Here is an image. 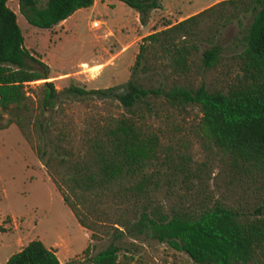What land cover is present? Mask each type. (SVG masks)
<instances>
[{
  "label": "trees",
  "instance_id": "16d2710c",
  "mask_svg": "<svg viewBox=\"0 0 264 264\" xmlns=\"http://www.w3.org/2000/svg\"><path fill=\"white\" fill-rule=\"evenodd\" d=\"M16 1L25 22L39 29H51L93 3ZM118 1L137 13L141 25L151 10L162 8L160 0ZM6 2L0 0V129L17 128L89 240L110 236L91 263L116 264L114 241L143 232L196 264H264V214L199 197L215 158L205 155L196 163L167 134V108L196 107L198 135L220 152L226 183L264 194V0H218L141 37L121 84L59 90L47 81V64L24 47ZM244 17L250 20L242 48L226 58L220 31L233 22L241 26ZM231 68L234 76L224 86L204 81L206 72L226 76ZM68 100H100L120 111L93 114L75 129L72 120L58 118L59 105ZM2 264L63 263L32 239Z\"/></svg>",
  "mask_w": 264,
  "mask_h": 264
},
{
  "label": "rangeland",
  "instance_id": "374dc122",
  "mask_svg": "<svg viewBox=\"0 0 264 264\" xmlns=\"http://www.w3.org/2000/svg\"><path fill=\"white\" fill-rule=\"evenodd\" d=\"M216 1L218 0H160L165 9L154 11L152 29H157L164 23L177 22ZM12 2L8 6L12 7L16 0ZM118 3L112 10L97 4L92 12L84 10L74 14L65 28L55 27L51 30L26 27L25 20L16 10L24 44L33 50L36 58L47 64V81H51L54 88L59 90L69 84L85 89L106 88L127 80L134 59V47L138 46L140 40L136 39L137 33L129 25L132 23L131 12L134 13V10ZM93 20L99 21V28L90 27ZM249 20V17H244L241 26L233 22L221 29L217 40L222 55L226 58L241 50L243 30ZM121 23L127 29L119 27ZM132 34L133 37L129 39ZM114 43L116 46L112 48ZM223 66H220L222 70ZM219 73L223 71L204 73V81L215 87L224 86L230 82L235 70L231 68L226 76ZM215 77L218 78L216 84ZM150 79L151 83L155 82L154 76ZM197 81L194 80V83ZM40 82L29 84L32 87ZM59 107L63 112L58 118L62 121L72 120L75 129L81 128L93 114L105 115L109 111H120L114 105L107 106L100 100H68ZM159 116H164V113L159 112ZM198 119L199 114L194 106L188 105L183 111L167 108V134L172 133L175 141L186 147V153L194 162L205 160V155L215 158L206 170L203 192L199 191V197L232 207L240 206L249 214L255 213L258 208L264 214V194L257 195L258 192L251 186L244 189L243 184L226 183L220 170L221 163L217 161L221 154L198 135ZM156 122L157 119L155 124ZM60 123L57 122V125ZM88 234L62 202L40 159L17 128L11 125L0 129V264L32 239L40 240L45 247L53 250L60 263L92 264L90 258L108 245L110 236L89 240ZM114 243L119 247L116 264H196L176 247L158 242L143 232L132 236L124 233ZM87 244L90 247L83 255L81 251Z\"/></svg>",
  "mask_w": 264,
  "mask_h": 264
},
{
  "label": "crops",
  "instance_id": "0c3cea01",
  "mask_svg": "<svg viewBox=\"0 0 264 264\" xmlns=\"http://www.w3.org/2000/svg\"><path fill=\"white\" fill-rule=\"evenodd\" d=\"M118 0H93V3H92V5L90 6V7H88V8H83V9H77V10H75L71 15H69L67 18H65L64 20H62V21H60L58 24H56V25H54L51 29H54L55 27H58V28H65L66 27V23H67V21L68 20H70L72 17H73V15L74 14H76V13H80L81 11H89V12H92L93 11V9L97 6V4H99V5H101V6H103V7H108V9L109 10H112L115 6H118L119 5V3L118 2H120V1H118ZM9 2H12V0H7V2H6V5L8 6V3ZM13 3V2H12ZM9 7V9L15 14V20H16V24L18 25V22H17V14H16V10L18 11V8H17V1H16V3H14V4H12V7H10V6H8ZM162 9H165V7L163 6V4H162ZM156 10H158V9H156ZM154 11L155 10H151L150 11V13H149V17H148V20H147V22L145 23V24H143V25H140L139 24V22H138V19H137V13L134 11V13L133 12H131V14H132V23H130L129 25H132L133 26V32H135V33H137V36H136V39L137 40H140V38L141 37H143V36H145V35H147V34H149V33H151V32H153V31H157V30H160V29H163V28H165V27H167L169 24H167V23H164V24H161L160 25V27H158L157 29H152L153 28V25L154 24H152L153 23V21H152V15H153V13H154ZM158 11H160V10H158ZM196 11H194V12H192V13H190V14H193V13H195ZM189 14V15H190ZM172 23H174V22H172ZM172 23H170V24H172ZM24 24V23H23ZM25 25V24H24ZM33 27V26H31V25H29V24H27L26 23V27ZM19 27V26H18ZM119 27H122V28H124V29H127V26L123 23H121L120 25H119ZM129 28H130V26H129ZM51 29H47V30H51ZM125 32H126V30H124ZM140 33V34H139ZM32 34V33H31ZM104 34L105 33H103V36H104ZM133 35L134 34H132L130 37H129V39H131L132 37H133ZM96 38H98V37H96ZM23 45H24V47L25 48H27V49H29V50H31L29 47H27L25 44H24V38H23ZM114 45L116 46V44L114 43V44H112L111 45V47L113 48L114 47ZM136 46H137V44H136ZM110 47V48H111ZM136 49H137V47H134V51H133V55H132V57L134 56V53H136ZM33 51V50H32ZM49 78V77H48ZM59 80V79H58ZM9 126H11V125H9ZM25 245V244H24ZM48 248V247H47ZM19 250V249H18Z\"/></svg>",
  "mask_w": 264,
  "mask_h": 264
},
{
  "label": "built area",
  "instance_id": "2783aa9c",
  "mask_svg": "<svg viewBox=\"0 0 264 264\" xmlns=\"http://www.w3.org/2000/svg\"><path fill=\"white\" fill-rule=\"evenodd\" d=\"M99 25H100V23H99L98 20H93V21H91V23H90V27L93 28V29H97V28H99Z\"/></svg>",
  "mask_w": 264,
  "mask_h": 264
}]
</instances>
